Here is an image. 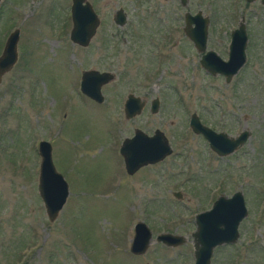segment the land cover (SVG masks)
Returning a JSON list of instances; mask_svg holds the SVG:
<instances>
[{"label":"rangeland","instance_id":"rangeland-1","mask_svg":"<svg viewBox=\"0 0 264 264\" xmlns=\"http://www.w3.org/2000/svg\"><path fill=\"white\" fill-rule=\"evenodd\" d=\"M87 1L100 19L97 29L117 32L111 49L93 39L86 47L70 41L71 0L0 2V52L8 33L19 32L16 61L0 80V264H192L194 215L234 191L242 193L246 215L236 241L215 246L208 264H264V3ZM118 8L126 15L120 26L112 21ZM184 11L207 18L205 50L222 59L229 32L243 21L245 60L228 82L200 65L204 51L183 33ZM104 52L111 61L98 59ZM84 70L112 75L99 103L79 91ZM128 93L145 105L124 118ZM153 98L158 108L149 112ZM190 114L228 136L248 135L217 156L189 129ZM134 129H158L171 153L128 175L118 147ZM39 140L50 143L68 188L52 221L36 188ZM137 221L151 231L141 255L129 252ZM160 232L184 242L165 246L153 240Z\"/></svg>","mask_w":264,"mask_h":264},{"label":"water","instance_id":"water-1","mask_svg":"<svg viewBox=\"0 0 264 264\" xmlns=\"http://www.w3.org/2000/svg\"><path fill=\"white\" fill-rule=\"evenodd\" d=\"M250 2L252 0H245ZM264 2V0H260ZM1 2V0H0ZM185 0H181L184 4ZM71 28L69 39L80 46L88 44L98 25V18L87 0H71L70 4ZM114 20L122 25L125 16L122 9L115 11ZM207 18L200 11L193 15L186 13L183 20L184 34L192 41L198 52H202L199 63L209 74H221L226 82L238 71L244 63V48L246 44L245 27L242 20L237 27L230 32V41L227 51V59L222 60L212 50H205L207 34ZM18 28L11 30L4 41L0 52V80L16 61V42ZM112 75L97 70H85L81 72L79 81L80 92L95 102L102 101L100 87L108 82ZM144 101L138 96L128 94L123 103L125 118L133 117L139 113ZM158 108L157 98L150 100V112ZM188 127L195 134H201L208 147L217 155L223 156L234 151L246 139L248 132L240 131L235 136H228L221 131H214L201 124L195 114H191ZM39 155L37 174V193L42 202L44 213L49 221L58 215L62 208L68 188L63 176L56 171L51 160V146L47 140H39L37 143ZM118 153L122 158L123 168L127 174H132L139 167L153 164L171 153L170 145L164 134L158 129L148 135L145 132L134 129L130 137H125L119 144ZM179 197L178 191L172 192ZM264 212V199L262 202ZM246 215L244 198L240 191H234L230 196L218 195L209 209L201 211L194 216L195 229L191 233L193 248L192 264H208L212 249L220 244H228L236 241L238 237L237 226ZM184 236L169 232L155 234L153 240L165 246L173 247L184 242ZM151 241V231L148 226L137 221L133 224V234L129 242V252L133 255L143 254Z\"/></svg>","mask_w":264,"mask_h":264},{"label":"flooded vegetation","instance_id":"flooded-vegetation-1","mask_svg":"<svg viewBox=\"0 0 264 264\" xmlns=\"http://www.w3.org/2000/svg\"><path fill=\"white\" fill-rule=\"evenodd\" d=\"M161 1H165V0H161ZM247 2V1H246ZM259 2L260 3H264V2H261L260 0H259ZM178 3H179V5H181V6H185V4H186V0H185V4H182L181 3V0H178ZM92 6V5H91ZM92 9H93V7H92ZM118 9H121V8H118ZM117 9V10H118ZM94 11V10H93ZM116 11V10H115ZM115 11L113 12V15H112V21H113V23L114 24H116L117 26H120V25H118L116 22H115V20H114V14H115ZM95 12V11H94ZM196 12V11H195ZM195 12H193V13H191V12H189V11H184L183 12V20H184V16H185V14L186 13H189L190 15H193ZM96 14V13H95ZM123 14H124V12H123ZM69 15H70V6H69ZM97 15V14H96ZM124 16H125V20H124V22H123V24L125 23V21H126V15L124 14ZM97 18H98V16H97ZM240 21V20H239ZM99 23H100V19L98 18V25H99ZM98 25H97V27H98ZM97 27H96V29H95V31H94V34H93V36L90 38V40L89 41H91L92 39L97 43L98 42V45L101 47V48H105V49H107L106 48V46H108L110 49L114 46V41H115V43H116V36H117V32L116 31H114V29H97ZM234 29V28H233ZM232 29V30H233ZM182 31H183V25H182ZM231 32V31H230ZM230 32H229V41H230ZM183 33H184V31H183ZM246 33V32H245ZM187 37V36H186ZM188 38V37H187ZM189 39V38H188ZM190 40V39H189ZM246 40H247V36H246ZM191 41V40H190ZM229 41H228V44H227V51H228V45H229ZM192 42V41H191ZM193 45V44H192ZM79 46V45H78ZM88 46V45H87ZM82 47H86V46H82ZM194 47V46H193ZM157 48H159V47H157ZM195 48V47H194ZM196 49V48H195ZM197 50V49H196ZM206 50H211V49H206ZM213 51V50H212ZM216 53V52H215ZM245 54V53H244ZM201 55H202V53H201ZM201 55H200V57H201ZM217 55V54H216ZM220 58V57H219ZM99 60H102V61H104V62H107V61H111V55H108L107 54V52H104V53H102V54H100V56H99V58H98ZM200 59V58H199ZM220 59H222V58H220ZM226 59H227V55H226ZM226 59H222V60H226ZM85 71V70H84ZM103 71H106V70H102L101 72H103ZM80 75H81V73H80ZM223 76V75H222ZM223 80H224V82H226L225 81V79H224V76H223ZM104 84H107V82L106 83H104ZM104 84H102L101 86H103ZM100 89H101V87H100ZM101 92V91H100ZM128 94H132V93H128ZM128 94H126L125 95V98H126V96L128 95ZM102 95V94H101ZM90 99V98H89ZM91 100V99H90ZM102 100H103V97H102ZM125 100V99H124ZM124 100H123V103H124ZM93 101V100H92ZM95 102V101H94ZM97 103V102H96ZM123 103H122V112H123ZM144 105H145V102H144ZM144 105H143V107H144ZM143 107H142V109H143ZM148 111L150 112V101H149V103H148ZM191 115V114H190ZM190 115H189V117H190ZM123 116H124V114H123ZM197 116V115H196ZM125 118V117H124ZM197 118H198V116H197ZM189 120V119H188ZM198 120H199V118H198ZM200 121V120H199ZM200 123H201V121H200ZM202 124V123H201ZM188 125V124H187ZM210 128V127H209ZM190 129V128H189ZM215 131V130H214ZM238 134V133H237ZM236 134V135H237ZM201 135V134H200ZM210 149V148H209ZM212 151V150H211ZM216 154V153H215ZM217 155V154H216ZM217 156H220V155H217ZM224 156V155H223ZM120 158H121V156H120ZM121 160H122V158H121ZM123 163V162H122ZM143 166H145V165H143ZM143 166H141V167H143ZM140 168V167H139ZM138 168V169H139ZM137 169V170H138ZM136 170V171H137ZM135 171V172H136ZM134 173V172H133ZM132 173V174H133ZM132 174H130V175H132ZM129 175V174H128ZM180 197V196H179ZM212 204V203H211ZM204 211V210H203ZM195 229V228H194ZM193 232V231H192ZM191 232V233H192ZM190 236H191V234H190Z\"/></svg>","mask_w":264,"mask_h":264}]
</instances>
